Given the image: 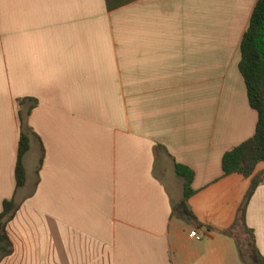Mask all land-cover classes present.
Segmentation results:
<instances>
[{"label":"crops","instance_id":"0c3cea01","mask_svg":"<svg viewBox=\"0 0 264 264\" xmlns=\"http://www.w3.org/2000/svg\"><path fill=\"white\" fill-rule=\"evenodd\" d=\"M257 1L0 0V213L18 205L0 264H243L264 163L246 179L221 161L257 124L238 68ZM175 164L201 227L171 216ZM245 226L264 256V181Z\"/></svg>","mask_w":264,"mask_h":264},{"label":"trees","instance_id":"16d2710c","mask_svg":"<svg viewBox=\"0 0 264 264\" xmlns=\"http://www.w3.org/2000/svg\"><path fill=\"white\" fill-rule=\"evenodd\" d=\"M238 68L244 80L249 105L256 111L258 119L254 135L227 151L222 157L221 168L224 176L238 174L248 179L253 176L257 165L264 163V0L257 1L249 25L241 39ZM29 149V137L21 130L15 165L16 190L22 188L26 182L24 157ZM174 172L182 180L183 194L182 199L172 206L171 216L188 225L201 227L202 225L197 222L188 206V200L194 194L191 188L194 174L189 168L180 164H175ZM262 181H264V172L252 179L246 199L237 213L235 225H240L249 235L248 250L245 253L242 252L241 245L236 239L238 254L243 264H264V256L254 245L253 233L245 226L246 204L254 189ZM17 209L18 205L14 199L3 202L0 213V251L3 254L1 256H8L12 252V245L6 234V226L14 217ZM222 234L233 235V230L223 231Z\"/></svg>","mask_w":264,"mask_h":264},{"label":"rangeland","instance_id":"374dc122","mask_svg":"<svg viewBox=\"0 0 264 264\" xmlns=\"http://www.w3.org/2000/svg\"><path fill=\"white\" fill-rule=\"evenodd\" d=\"M6 234H7V226H6ZM235 237L238 240L239 244L241 245L242 252H244V253L247 252V250H248L247 243L249 240V235L247 233H245L244 230L241 229V227H239L237 229V233H236ZM0 254H1V251H0Z\"/></svg>","mask_w":264,"mask_h":264},{"label":"built area","instance_id":"2783aa9c","mask_svg":"<svg viewBox=\"0 0 264 264\" xmlns=\"http://www.w3.org/2000/svg\"><path fill=\"white\" fill-rule=\"evenodd\" d=\"M190 236L198 241L201 239V237L195 231H191Z\"/></svg>","mask_w":264,"mask_h":264}]
</instances>
